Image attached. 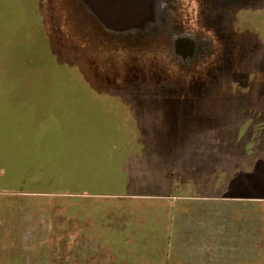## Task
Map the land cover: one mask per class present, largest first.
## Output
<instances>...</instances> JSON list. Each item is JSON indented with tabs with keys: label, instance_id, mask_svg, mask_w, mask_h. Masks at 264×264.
<instances>
[{
	"label": "rangeland",
	"instance_id": "rangeland-1",
	"mask_svg": "<svg viewBox=\"0 0 264 264\" xmlns=\"http://www.w3.org/2000/svg\"><path fill=\"white\" fill-rule=\"evenodd\" d=\"M146 3L144 11L131 14L127 32L117 35L100 33L82 0L34 4L39 23L25 26L43 32V85L50 77L59 82L65 77V90L78 91L92 107L78 114L99 129L97 140L78 138L75 145L92 144L94 158L100 149L113 163L135 157L132 166L122 160L123 169L153 184L139 186L134 192L139 197L90 195L72 183L54 188L55 193L0 192V264H66L78 247L84 256L102 243L117 247L123 237L132 238L129 250L141 257L152 253L154 237L163 235L156 222L165 203L228 194L221 169L235 161L227 158L225 147L238 146L223 138L246 121L259 126L264 117V0H182V19L197 31H211L224 48L220 66H208L202 79L195 71L190 82L157 55L160 38L143 32L163 21L165 0ZM30 40H39V34L32 33ZM22 75L36 77L34 70ZM183 173L186 180L179 182ZM257 208L264 212V204ZM134 215L138 223L130 221ZM103 216L116 224L130 221L128 229L102 236L109 227L102 224ZM72 237H77L73 246ZM120 246L113 253L127 264ZM29 255L36 261L29 262Z\"/></svg>",
	"mask_w": 264,
	"mask_h": 264
},
{
	"label": "trees",
	"instance_id": "trees-1",
	"mask_svg": "<svg viewBox=\"0 0 264 264\" xmlns=\"http://www.w3.org/2000/svg\"><path fill=\"white\" fill-rule=\"evenodd\" d=\"M32 1L31 6L28 0H0V192L55 193L54 188L72 183L86 187L83 192L90 195L141 196L134 192L139 186L151 187L152 179L142 180L121 164L123 160L132 166L135 157L127 155L113 163L103 158L100 149L94 158L92 144L75 145L78 138L97 140L99 129L78 114L92 107L87 108L89 103L81 100L78 91L65 90V77L61 76L62 83L50 77L43 85V32L25 26L39 23L33 15L38 0ZM32 33L39 34V40L29 41ZM31 70L36 77H23ZM52 94L58 97L43 98ZM243 149L238 146L229 158L237 160ZM178 177L180 182L182 175ZM255 196L264 198V193Z\"/></svg>",
	"mask_w": 264,
	"mask_h": 264
},
{
	"label": "crops",
	"instance_id": "crops-1",
	"mask_svg": "<svg viewBox=\"0 0 264 264\" xmlns=\"http://www.w3.org/2000/svg\"><path fill=\"white\" fill-rule=\"evenodd\" d=\"M56 97L58 96L53 94L43 95V98ZM51 104L57 106L59 102L52 101ZM260 117L259 126L253 127L251 121H246L243 128L234 133L235 137L223 138L237 143L236 146L244 147L241 157L236 154L237 160L229 158L235 149L228 150L227 158L235 161L234 165L221 169L228 177V194L189 196L183 202L165 203L164 216L156 222L163 235L158 233L154 237L152 253L141 257L134 254L129 250L132 238L123 237L120 242H116L117 247L110 249V246L102 243L95 250L89 247L90 250L84 256L78 253L81 250L79 247L74 253L73 247L71 250L74 254L71 253L69 257L67 255L69 260L66 264H125L113 253L118 249V244H121L120 248L124 246L121 255H124V259H129L127 264H258L262 261L264 212L257 207L264 204V198L255 196L256 193H264V117ZM255 130L257 134L254 133ZM243 133L247 136L240 137ZM182 177L186 180L185 173ZM132 217L130 221L139 222L135 215ZM103 220L102 224L109 227L102 229V236L107 235L108 231H114L111 234L114 237L118 231L122 234L126 232L130 222L116 224L104 216ZM73 238L72 246L77 242V237ZM37 249L36 246L35 250ZM29 256V262L36 261L37 256ZM59 257L63 260L64 255ZM147 257L151 262H140ZM60 263L56 261V264Z\"/></svg>",
	"mask_w": 264,
	"mask_h": 264
},
{
	"label": "flooded vegetation",
	"instance_id": "flooded-vegetation-1",
	"mask_svg": "<svg viewBox=\"0 0 264 264\" xmlns=\"http://www.w3.org/2000/svg\"><path fill=\"white\" fill-rule=\"evenodd\" d=\"M148 1L127 0V3H130L127 5L130 6L129 12L138 14L144 11L148 7L146 3ZM151 1L156 2V0ZM165 2L166 10L163 21L152 24V27L143 32H149L160 38L154 50H156L157 55L161 59L165 60L168 64H172L176 67V70L182 71V77L185 81L190 82L196 72H198V76L202 79V75L206 72L208 66L212 68L220 66L224 52L223 44L217 41L211 31H208L209 33L202 30L197 31L187 21V18L182 19L181 13L184 11L181 9L182 0H165ZM85 9L91 18L90 22L97 27L100 33L110 35L120 34L107 29L94 11L87 7ZM183 36L191 37V41H176L179 37Z\"/></svg>",
	"mask_w": 264,
	"mask_h": 264
},
{
	"label": "water",
	"instance_id": "water-1",
	"mask_svg": "<svg viewBox=\"0 0 264 264\" xmlns=\"http://www.w3.org/2000/svg\"><path fill=\"white\" fill-rule=\"evenodd\" d=\"M86 7L95 12L96 16L106 26L114 32H127L130 28L129 19L132 17L129 12L130 6L127 0H82ZM129 2V1H128ZM176 41H191V37H179Z\"/></svg>",
	"mask_w": 264,
	"mask_h": 264
}]
</instances>
